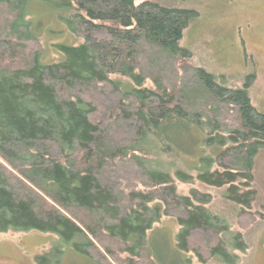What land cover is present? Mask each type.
Returning a JSON list of instances; mask_svg holds the SVG:
<instances>
[{"label": "trees", "instance_id": "1", "mask_svg": "<svg viewBox=\"0 0 264 264\" xmlns=\"http://www.w3.org/2000/svg\"><path fill=\"white\" fill-rule=\"evenodd\" d=\"M35 8L81 42L44 61ZM195 16L152 0H0V233H52L55 259L69 246L96 264H239L240 233L176 184L224 188L248 215L264 113L252 74L234 88L188 62Z\"/></svg>", "mask_w": 264, "mask_h": 264}, {"label": "rangeland", "instance_id": "2", "mask_svg": "<svg viewBox=\"0 0 264 264\" xmlns=\"http://www.w3.org/2000/svg\"><path fill=\"white\" fill-rule=\"evenodd\" d=\"M152 1L195 11L196 16L188 23L180 41V45L191 53L188 62L213 74L220 83L234 88L242 86L246 77L252 74L254 80L248 90L249 97L257 111L264 113V0ZM35 9L39 11V8ZM39 12L41 14L37 17L43 20L38 31L40 44L45 49L44 61L58 58L52 43L81 42L76 36L64 32L62 24L51 20L50 13L42 9ZM45 24L48 29L43 31ZM111 78L129 82L118 75H111ZM176 187L185 195L191 189L209 195L207 209L227 222L231 235L240 233L247 246L244 253L234 250L239 256V264H264V148L254 160L253 188L256 196L248 215L239 217V208L223 197L224 188L198 183H178ZM155 227L170 234L178 229L175 220L169 217H162ZM231 235L224 234V241L228 243ZM58 240L52 233L36 231L0 233V264H47L49 259L51 264H96L69 246L55 259ZM192 260L194 264H215L213 258L201 263L194 257Z\"/></svg>", "mask_w": 264, "mask_h": 264}, {"label": "bare ground", "instance_id": "3", "mask_svg": "<svg viewBox=\"0 0 264 264\" xmlns=\"http://www.w3.org/2000/svg\"><path fill=\"white\" fill-rule=\"evenodd\" d=\"M186 158V157H185ZM182 159V158H181ZM191 159V158H190Z\"/></svg>", "mask_w": 264, "mask_h": 264}]
</instances>
